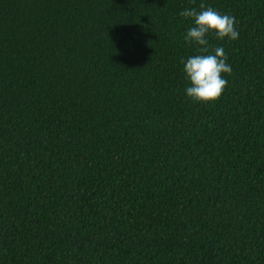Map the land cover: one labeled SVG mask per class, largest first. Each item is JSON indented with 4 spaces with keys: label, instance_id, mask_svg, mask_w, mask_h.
Segmentation results:
<instances>
[{
    "label": "trees",
    "instance_id": "obj_1",
    "mask_svg": "<svg viewBox=\"0 0 264 264\" xmlns=\"http://www.w3.org/2000/svg\"><path fill=\"white\" fill-rule=\"evenodd\" d=\"M201 4L239 33L209 102ZM0 264H264V0H0Z\"/></svg>",
    "mask_w": 264,
    "mask_h": 264
},
{
    "label": "clouds",
    "instance_id": "obj_2",
    "mask_svg": "<svg viewBox=\"0 0 264 264\" xmlns=\"http://www.w3.org/2000/svg\"><path fill=\"white\" fill-rule=\"evenodd\" d=\"M178 15L191 20V26L185 31L184 41L196 46L198 52L181 59L182 72L188 81L184 94L193 101H214L221 95L227 83L221 73H230L232 69L226 63L227 57L223 47L215 46L211 52L208 51L206 34H214L218 39H237L239 33L234 27L235 17L222 14L203 4L200 5L199 11L186 8Z\"/></svg>",
    "mask_w": 264,
    "mask_h": 264
}]
</instances>
